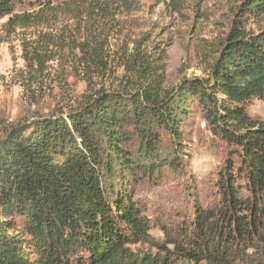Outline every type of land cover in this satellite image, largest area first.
<instances>
[{"label": "trees", "instance_id": "obj_1", "mask_svg": "<svg viewBox=\"0 0 264 264\" xmlns=\"http://www.w3.org/2000/svg\"><path fill=\"white\" fill-rule=\"evenodd\" d=\"M21 1L0 0V17ZM62 5L102 33L99 24L110 28L135 2H35L42 10ZM238 12L226 34L200 50L202 76L165 88V48L141 32L121 44V73L108 81L107 44L98 37L80 45L86 88L74 107L0 126V264H176L196 260L211 236L223 243L212 263L226 264L230 242L242 258L256 251L264 242V124L245 104L264 97V0H242ZM259 19L256 31L245 27ZM93 65L100 66L95 75ZM194 107L232 149L215 180L220 203L198 209L194 235L183 236L189 246L168 239L158 245L161 254L135 251L131 245L149 228L134 188L164 167L183 168L184 127ZM162 133L175 156L161 152Z\"/></svg>", "mask_w": 264, "mask_h": 264}, {"label": "rangeland", "instance_id": "obj_2", "mask_svg": "<svg viewBox=\"0 0 264 264\" xmlns=\"http://www.w3.org/2000/svg\"><path fill=\"white\" fill-rule=\"evenodd\" d=\"M35 2L22 0L11 15L0 17V126L74 107L86 88L80 45L98 37L106 40L104 57L112 65L104 70L108 81L121 73L117 66L121 44L141 32H148L158 48H165V88L175 87L183 78L202 76L205 65L200 50L226 34L242 0H134L131 10L118 11L110 28L98 25L104 28L102 33H97V27V32H90V25L74 18L64 5L42 10ZM259 22L244 23L256 31ZM99 69L91 66L92 75ZM245 108L252 119L264 124V97L250 99ZM191 110L184 127L183 155L187 158L181 159L183 168L164 167L152 180L144 179L134 188L133 200L149 228L144 240L131 245L135 251L161 254L158 245H167L169 240L189 246L183 236L194 235L198 209L220 203L215 180L232 149L212 133L196 107ZM160 136L161 152L175 156L170 136ZM15 220L19 226V219ZM257 242L258 248L248 250L247 258H242L237 242L228 243L224 246L226 264H264V242ZM206 246L196 260L184 258L176 264H218L210 260L213 253L222 254V241L211 236Z\"/></svg>", "mask_w": 264, "mask_h": 264}]
</instances>
